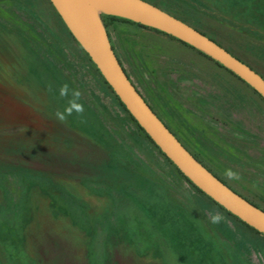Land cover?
I'll return each instance as SVG.
<instances>
[{
  "label": "rangeland",
  "instance_id": "1",
  "mask_svg": "<svg viewBox=\"0 0 264 264\" xmlns=\"http://www.w3.org/2000/svg\"><path fill=\"white\" fill-rule=\"evenodd\" d=\"M156 1L264 75V0ZM60 17L50 0H0V264H264V236L158 153ZM105 30L186 145L264 207V101L172 37L122 21ZM65 82L85 112L61 123Z\"/></svg>",
  "mask_w": 264,
  "mask_h": 264
},
{
  "label": "water",
  "instance_id": "2",
  "mask_svg": "<svg viewBox=\"0 0 264 264\" xmlns=\"http://www.w3.org/2000/svg\"><path fill=\"white\" fill-rule=\"evenodd\" d=\"M72 36L141 128L196 187L264 235L260 209L205 167L168 128L133 84L102 24L99 11L172 35L215 60L264 98V78L223 46L145 0H50Z\"/></svg>",
  "mask_w": 264,
  "mask_h": 264
},
{
  "label": "trees",
  "instance_id": "3",
  "mask_svg": "<svg viewBox=\"0 0 264 264\" xmlns=\"http://www.w3.org/2000/svg\"><path fill=\"white\" fill-rule=\"evenodd\" d=\"M159 8H161L162 10L166 11L167 13H170L171 15H173L174 17L184 21L185 23L191 25L192 27H194L195 29L199 30L200 32H202L203 34H205L206 36H208L209 38H211L212 40H214L215 42H217L219 45L223 46L227 51H229L231 54H233L234 56H236L238 59L242 60L243 62H245L247 65H249L252 69H254L256 72H258L263 78H264V75L259 71L257 70L253 65H251L250 63H248L247 61H245L244 59H242L240 56L236 55L233 51H231L226 45H224L222 42H220L218 39L214 38L213 36L207 34L206 32L202 31V29H199L198 27L194 26L193 24H191L189 21H187V18H185L184 16H182L181 14L179 13H176L174 11H170V9H168L167 7H165L162 3H160L159 1H156V0H145ZM60 16V15H59ZM61 18V17H60ZM115 21H122V22H125V23H129V24H133V25H137L141 28H144V29H149V30H152L156 33H159V34H163V35H166L168 37H172V39L174 40H177L179 42H181L182 44H184L185 46L187 47H190L191 49L197 51L199 54L207 57L208 59L214 61L219 67L221 68H224L226 69L225 67L221 66L219 63H217L215 60L211 59L210 57L206 56L205 54L201 53L200 51H198L197 49L193 48L192 46L178 40L177 38L173 37L172 35H168L164 32H161L159 30H156L153 28H149V27H145V26H142L140 24H136L134 22H131V21H128V20H124V19H121V18H117L115 16H112V15H104L102 16V22L105 26L106 29H108L109 27H111V25L113 24V22ZM72 35V33H69ZM109 36V35H108ZM74 38V37H73ZM110 38V37H109ZM75 39V38H74ZM111 40V39H110ZM77 42V41H76ZM78 43V42H77ZM112 43V41H111ZM80 46V45H79ZM112 46L116 52L117 49H115L113 43H112ZM81 47V46H80ZM83 50V49H82ZM84 53L86 54V56L88 57L89 61L93 64V66L96 68V71L98 72V74L101 76L102 80H103V83L104 85L108 88V90L113 94V96L116 98V100L119 102L120 105H122L123 109L125 110V112L128 114V116L130 117V119L137 125L138 129L144 134V136L146 137V139L157 149V151H159L158 153H160L165 159L166 161L175 169V171L181 176L183 177L191 186L194 187L195 190H197L199 193H201L202 195L206 196L208 199H210L216 206H218L222 211H224L226 214H228L230 217L234 218L235 220H237L240 224H242L245 228L253 231L254 233L256 234H259V235H263L261 233H259L258 231H256L255 229L251 228L250 226H248L247 224H245L244 222H242L239 218H237L236 216L232 215L231 213H229L227 210H225L222 206H220L219 204H217L215 201H213L209 196H207L205 193H203L198 187H196L180 170H178L177 166L175 164H173L166 156L165 154L160 150V148L153 142V140L148 136V134L141 128V126L138 124V122L135 120V118L130 114V112L126 109V107L123 105V103L121 102V100L118 98V96L115 94V92L113 91L112 87L107 83V81L105 80V78L103 77V75L101 74V72L98 70V68L96 67V65L92 62V60L90 59L89 55L85 52V50H83ZM117 54V53H116ZM120 60V58H119ZM122 66L124 67L122 61L120 60ZM125 69V67H124ZM229 73H231L232 75H234L239 81H241L242 83H244L245 85H247L250 90L259 98H261V100L264 101V98L258 94L252 87H250L247 83H245L243 80H241L238 76H236L235 74H233L231 71H229L228 69H226ZM126 71V69H125ZM126 73L128 74V72L126 71ZM129 78L131 79L130 75L128 74ZM132 81V79H131ZM133 82V81H132ZM133 84L135 85V83L133 82ZM136 86V85H135ZM136 88L138 89V87L136 86ZM139 90V89H138ZM139 92L141 93V91L139 90ZM142 94V93H141ZM142 96L145 98V100L150 104V106L152 107V109L156 112V114L162 119V121L168 126V128L174 133V135H176L178 137V139L183 143V145L188 149L186 143H184V141L182 140V137L181 135H179L177 133V131H175L173 129V127L166 121V119L159 113V111L148 101V99L142 94ZM178 134V135H177ZM189 150V149H188ZM195 156V155H194ZM196 157V156H195ZM204 166H206L201 160L200 158L196 157ZM208 168V167H207ZM210 170V169H209ZM212 172V171H211ZM214 174V173H213ZM217 176V175H216ZM218 177V176H217ZM219 178V177H218ZM220 179V178H219ZM220 180H224L223 178H221ZM224 182V181H223ZM225 184L229 185L230 188H232L234 191H236L238 194H240L241 196H243L245 199H247L248 201H250L251 203H253L254 205H256L257 207H259L260 209L264 210V207L262 205H260L259 203H257L256 201L250 199L248 196L244 195L242 192H240L239 190H237L236 188H234L230 183L228 182H224ZM264 236V235H263Z\"/></svg>",
  "mask_w": 264,
  "mask_h": 264
},
{
  "label": "clouds",
  "instance_id": "4",
  "mask_svg": "<svg viewBox=\"0 0 264 264\" xmlns=\"http://www.w3.org/2000/svg\"><path fill=\"white\" fill-rule=\"evenodd\" d=\"M48 91L52 95H56V90L49 86ZM59 98L66 101L63 111L56 110L54 116L61 123L68 120L69 117L75 113L78 116H83L85 112L84 104L81 102L82 96L78 89L72 88L68 83H64L58 89ZM228 180L235 181L240 179L237 171L227 168L222 173ZM209 223L213 225L220 224L224 220V216L218 210H212L211 214L207 217Z\"/></svg>",
  "mask_w": 264,
  "mask_h": 264
},
{
  "label": "flooded vegetation",
  "instance_id": "5",
  "mask_svg": "<svg viewBox=\"0 0 264 264\" xmlns=\"http://www.w3.org/2000/svg\"><path fill=\"white\" fill-rule=\"evenodd\" d=\"M150 105V104H149ZM178 135V134H177ZM179 137V136H178ZM185 143V142H184ZM188 147V146H187ZM188 149H189V151L191 152V153H193V155H195L196 157H198V158H200V156H199V154L197 153V152H194V150L192 149V148H190V147H188ZM200 160L206 165L205 167H208V169H210L211 171H212V173H214V175H217L220 179H221V177L206 163V162H204L201 158H200ZM224 182L226 181V180H223ZM227 182V181H226Z\"/></svg>",
  "mask_w": 264,
  "mask_h": 264
}]
</instances>
